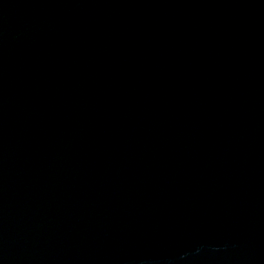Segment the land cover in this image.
<instances>
[{
  "label": "water",
  "instance_id": "1",
  "mask_svg": "<svg viewBox=\"0 0 264 264\" xmlns=\"http://www.w3.org/2000/svg\"><path fill=\"white\" fill-rule=\"evenodd\" d=\"M0 264H264V0H0Z\"/></svg>",
  "mask_w": 264,
  "mask_h": 264
}]
</instances>
